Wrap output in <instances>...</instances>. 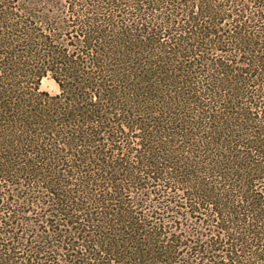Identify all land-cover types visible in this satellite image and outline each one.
<instances>
[{
	"label": "trees",
	"instance_id": "trees-1",
	"mask_svg": "<svg viewBox=\"0 0 264 264\" xmlns=\"http://www.w3.org/2000/svg\"><path fill=\"white\" fill-rule=\"evenodd\" d=\"M0 264H264V0H0Z\"/></svg>",
	"mask_w": 264,
	"mask_h": 264
},
{
	"label": "rangeland",
	"instance_id": "rangeland-1",
	"mask_svg": "<svg viewBox=\"0 0 264 264\" xmlns=\"http://www.w3.org/2000/svg\"><path fill=\"white\" fill-rule=\"evenodd\" d=\"M40 90L43 91V92H46L48 93L49 95L51 96H54V95H57L59 90H58V87L57 85L54 83V81L49 77V76H46L44 78L41 79L40 81ZM177 201H178V205H180V202L181 200H179V198H176ZM151 202L149 201V206H153V205H157L160 203V200L157 199V197L154 196V198L152 197L151 198ZM178 215L180 216L179 219H176V220H171L173 222L172 224V227H180L182 229H186L187 227L190 226V229H191V226L192 228H195L193 227L192 223L186 219V216L184 215L183 212H179ZM170 217V216H168Z\"/></svg>",
	"mask_w": 264,
	"mask_h": 264
}]
</instances>
